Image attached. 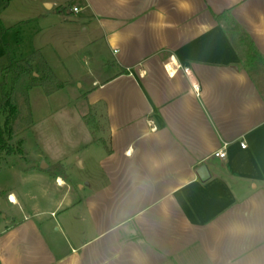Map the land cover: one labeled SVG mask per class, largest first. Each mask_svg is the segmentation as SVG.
<instances>
[{
    "label": "crops",
    "instance_id": "1",
    "mask_svg": "<svg viewBox=\"0 0 264 264\" xmlns=\"http://www.w3.org/2000/svg\"><path fill=\"white\" fill-rule=\"evenodd\" d=\"M190 3L182 13L175 0H0V24L17 28L14 60L38 52L65 82L29 100L88 77L73 118L48 120L74 137L32 119L33 161L62 168L13 169L45 184V207L6 193L0 264H264V0ZM241 38L262 62L245 68Z\"/></svg>",
    "mask_w": 264,
    "mask_h": 264
},
{
    "label": "rangeland",
    "instance_id": "2",
    "mask_svg": "<svg viewBox=\"0 0 264 264\" xmlns=\"http://www.w3.org/2000/svg\"><path fill=\"white\" fill-rule=\"evenodd\" d=\"M3 27V24H1ZM17 28L13 30H3V32H0V68L3 66H6L9 64V60L12 59H18L19 58V50H17L13 45H10L12 42L15 41ZM5 44H9L8 46ZM85 55V54H83ZM80 55H76L74 58L80 57ZM72 64V63H69ZM78 69H80L82 74H86L88 66L87 63H85V60H81L77 62ZM61 83L65 84L64 79L61 81L59 78H57ZM88 77L83 76L78 80V83L72 89H68L66 92H59L56 93L52 98H49L48 100L44 99V94L41 89H36L30 94V100L29 106L31 111V117L36 123V131H46V135H58L62 134L63 136H70L76 135V127H68V126H55L53 127L48 120L50 119H57V118H67L66 113H68V109L70 111L78 110L80 106L84 103V100L75 98L73 96L74 91H78L79 87L78 84L80 82L83 83V81H86ZM6 80V89L10 87L11 84V77L8 76L6 73L0 72V98H1V83ZM30 78H26V81L28 82ZM71 84H74L73 82H70ZM68 84V83H67ZM70 87V86H69ZM44 90V89H43ZM43 96V97H42ZM19 99H17V104L19 107V114L13 117V121L11 124V131L9 134L13 136L14 139H12L11 143L13 147H16L18 144L15 143L16 139L15 137L21 133L19 136L20 138L24 139V142L22 143V147L24 149V152L28 153L27 156H25L22 160L18 159L17 157H9V158H3V160L0 159V211L2 213V217L4 215V219L2 218L0 221V231L3 229L5 224H12L13 221L10 220L9 216H6L9 214V209L7 205L2 203L3 198L5 197L7 192H14L16 194H20L22 192H30L32 195H34L37 199V205L39 208H44L45 203L43 198L46 196V192L43 188H45V184L38 183L36 181H33L30 178L24 179L22 176L18 173H16L13 169L14 168H21V167H27L29 166L30 162H35L36 167H39L40 161H33V154L36 151V132L35 130H32L30 128L26 129L25 126L27 124L26 116H28V109L27 105L25 103V100L22 98V96L18 95ZM65 105L61 109H58V106ZM67 111V112H65ZM7 115V112L3 110L0 113V124L2 125L4 123L5 117ZM93 116V115H92ZM87 116L85 119L87 122H89L91 119L93 120L94 117ZM70 118H73L72 114L69 115ZM68 117V118H69ZM25 128V129H23ZM70 128L71 131H68ZM92 128V127H91ZM23 129V130H21ZM94 129V128H93ZM53 130V131H52ZM60 132H59V131ZM93 134H95V131H93ZM74 137V136H73ZM76 137V136H75ZM63 138V137H62ZM24 153V154H25ZM16 155V154H15ZM70 162L73 163L72 178H82L84 175L83 169L79 166V162L76 164V160L73 158V155L70 156ZM50 165V168L53 169L52 173H49L48 175H55L57 174L56 171L58 168L51 164L49 161H47ZM42 171V170H41ZM44 172V171H43ZM52 175V176H53ZM51 181H53L51 179ZM7 220V221H3Z\"/></svg>",
    "mask_w": 264,
    "mask_h": 264
},
{
    "label": "trees",
    "instance_id": "3",
    "mask_svg": "<svg viewBox=\"0 0 264 264\" xmlns=\"http://www.w3.org/2000/svg\"><path fill=\"white\" fill-rule=\"evenodd\" d=\"M226 17V14L221 15V18ZM4 28L0 24V32H3ZM237 45L243 46L244 49V66L250 68L253 64L262 62L260 56L255 52L254 47L250 44L246 45V39H237ZM0 72L6 73L11 77V84L6 89V80L1 83V98H0V113L5 110L7 115L4 123L0 124V157L9 155H23L24 149L22 147L23 138H20L18 134L15 139L16 147L12 146L13 136L9 134L10 127L14 116L19 114V107L17 104L18 95L20 94L25 100L28 109V116H26L25 128H30L32 123L31 109L28 101V91L33 87H41L44 89L45 94L50 95L53 92L59 91L64 87L47 62L37 52L31 57L23 59L21 61H15L10 59L9 64L0 68ZM30 78L27 82L26 78ZM23 128V129H25ZM21 129V130H23ZM57 168H62L61 165H56ZM63 179H67L65 173H61ZM2 219V213L0 211V221Z\"/></svg>",
    "mask_w": 264,
    "mask_h": 264
},
{
    "label": "clouds",
    "instance_id": "4",
    "mask_svg": "<svg viewBox=\"0 0 264 264\" xmlns=\"http://www.w3.org/2000/svg\"><path fill=\"white\" fill-rule=\"evenodd\" d=\"M176 9L179 11V12H182V13H187V12H190L192 10V5L190 3V0H175V5ZM158 16L161 20H164L165 19V16H166V13L164 12V10H161L159 13H158ZM161 27H167L168 25L167 24H162L160 25Z\"/></svg>",
    "mask_w": 264,
    "mask_h": 264
},
{
    "label": "water",
    "instance_id": "5",
    "mask_svg": "<svg viewBox=\"0 0 264 264\" xmlns=\"http://www.w3.org/2000/svg\"><path fill=\"white\" fill-rule=\"evenodd\" d=\"M39 169L42 171H46V172H50L51 168L49 167V165L46 163L45 160H41L40 164H39ZM200 172L202 173L203 177H201V180H205L207 178H209V171L206 165H203L200 167Z\"/></svg>",
    "mask_w": 264,
    "mask_h": 264
},
{
    "label": "built area",
    "instance_id": "6",
    "mask_svg": "<svg viewBox=\"0 0 264 264\" xmlns=\"http://www.w3.org/2000/svg\"><path fill=\"white\" fill-rule=\"evenodd\" d=\"M72 11H77V8L73 7L72 8ZM153 129H155V127H153ZM241 147L242 148H245L246 147V144L244 142H242L241 143ZM213 156L223 159V158L226 157V152L224 151V149H219V150H217V151H215L213 153Z\"/></svg>",
    "mask_w": 264,
    "mask_h": 264
},
{
    "label": "bare ground",
    "instance_id": "7",
    "mask_svg": "<svg viewBox=\"0 0 264 264\" xmlns=\"http://www.w3.org/2000/svg\"><path fill=\"white\" fill-rule=\"evenodd\" d=\"M59 181V183H61L62 184V182H61V180L59 179L58 180ZM14 203H16V200H15V198L13 197V196H11V198H10Z\"/></svg>",
    "mask_w": 264,
    "mask_h": 264
},
{
    "label": "snow or ice",
    "instance_id": "8",
    "mask_svg": "<svg viewBox=\"0 0 264 264\" xmlns=\"http://www.w3.org/2000/svg\"><path fill=\"white\" fill-rule=\"evenodd\" d=\"M175 62V61H174ZM62 182V181H61Z\"/></svg>",
    "mask_w": 264,
    "mask_h": 264
}]
</instances>
